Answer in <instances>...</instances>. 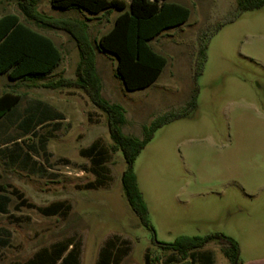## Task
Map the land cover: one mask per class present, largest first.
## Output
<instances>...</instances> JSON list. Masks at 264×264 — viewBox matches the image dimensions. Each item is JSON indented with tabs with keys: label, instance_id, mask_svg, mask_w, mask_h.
<instances>
[{
	"label": "rangeland",
	"instance_id": "374dc122",
	"mask_svg": "<svg viewBox=\"0 0 264 264\" xmlns=\"http://www.w3.org/2000/svg\"><path fill=\"white\" fill-rule=\"evenodd\" d=\"M167 1L188 7L191 16L150 42L167 58V65L152 86L133 92L126 90L117 73V58L97 45L120 12L93 16L81 9H56L51 0H38L37 10L55 19L89 24L102 96L124 108L127 135L142 139L145 127L166 113L184 110L198 89L196 109L159 129L135 160L148 219L159 242L223 233L239 244L238 264H264V7L243 13L212 35L204 71L195 78L205 32L212 33L219 21L228 18L239 0ZM7 14L18 15L50 37L61 49L63 61L53 76L34 86L1 75L0 93L21 94L20 112L41 101L64 119L57 130L51 123L38 131L39 136H47L52 158L45 162L33 152L27 167L0 158V184L13 185L38 206L64 201L71 209L66 216L54 217L34 209L18 211L17 199L11 196L9 213L0 216V264H26L58 244L79 249L80 264H98L102 248L112 239L124 250L120 264H145L147 253L154 264H173V253L156 246L153 233L128 203L122 184L127 163L121 152L110 151L106 185L87 188L97 177L80 151L95 141L109 150L113 146L106 114L81 89L42 87L60 77L75 80L79 61L75 41L63 30H44L27 21L16 1L0 0V17ZM7 133L12 136L7 153L15 155L24 147L15 144L21 132L13 125ZM28 143L39 149L37 139ZM34 162L43 170H33ZM196 252L193 264H204L203 256L210 257L212 264H231L216 241Z\"/></svg>",
	"mask_w": 264,
	"mask_h": 264
},
{
	"label": "trees",
	"instance_id": "16d2710c",
	"mask_svg": "<svg viewBox=\"0 0 264 264\" xmlns=\"http://www.w3.org/2000/svg\"><path fill=\"white\" fill-rule=\"evenodd\" d=\"M27 21L33 22L44 30L58 29L67 32L75 41L79 61L76 66L75 80L60 77L57 80L43 84L47 89L78 88L87 93L93 105L106 114L108 131L113 141L110 150L100 141H95L88 148L80 151L82 157L89 159L91 171L97 177L96 182L87 188L98 189L110 180L106 163L113 153L121 152L127 169L122 176L123 189L132 210L139 216L141 223L153 233L154 243L162 251L173 253V264H193L196 262V251L203 249L212 241L222 246L224 255L231 264H238L240 248L233 238L214 233L205 237L181 236L173 243L159 242L156 232L148 219V206L138 184L134 163L140 153L153 140L156 132L165 125L188 117L197 107L198 89L187 107L179 112H169L155 119L150 126L144 128L143 138L127 135L123 131L126 123L125 110L118 104H113L102 96V85L97 70L96 51L89 35V24L85 21L72 19H55L45 16L37 10L38 0H14ZM52 7L61 10L81 9L93 16L120 12L114 21L112 29L97 40V45L106 53L117 58V73L128 91L144 90L152 86L161 76L167 65V58L157 53L151 41L164 31L185 24L191 10L183 5L167 0H51ZM264 7V0H239L234 12L226 19L217 23L212 33L204 34L196 62L195 78L202 75L207 61L206 50L212 35L225 25L236 21L243 13L259 10ZM63 53L55 42L48 36L36 31L21 21L15 14H7L0 18V76L6 75L10 80L36 84L38 81L51 77L61 65ZM22 95L16 92H6L0 97V121L8 116H15ZM63 114L42 102L28 105L18 122L20 135L27 137L16 138L15 144H22L20 152L8 154V145L0 144V158L20 161L22 167L30 166L33 152L40 153L45 162L52 158L48 151L47 136L40 135L41 128L56 123L60 128ZM37 139L39 152L28 142ZM14 157V158H13ZM33 170L38 168L36 162L31 164ZM11 196L16 197V210L22 208L34 209L46 217L66 216L71 207L67 202H55L42 207L30 202L23 192L11 184H0V216L9 213L12 202ZM5 236L9 232L1 230ZM6 245L8 239L3 238ZM124 250L117 246L115 240H109L102 248L98 264H120ZM80 250L73 244H58L51 249H43L26 264H80ZM204 264H212L210 257L203 256ZM145 264H154L149 254H146Z\"/></svg>",
	"mask_w": 264,
	"mask_h": 264
},
{
	"label": "crops",
	"instance_id": "0c3cea01",
	"mask_svg": "<svg viewBox=\"0 0 264 264\" xmlns=\"http://www.w3.org/2000/svg\"><path fill=\"white\" fill-rule=\"evenodd\" d=\"M1 18V17H0ZM56 44V43H55ZM63 61V60H62ZM62 63V62H61ZM60 67V66H59ZM58 67V68H59ZM56 72V71H55ZM54 72V73H55ZM53 76V75H52ZM44 80V79H43ZM40 81H42V80H40ZM40 81H38L36 84H33V83H30V84H32L33 86L34 85H38V84H41V82ZM24 83H28V82H24ZM47 83V82H46ZM43 84H45V83H42V86H43ZM6 92H13V91H7V90H5V91H3V92H1L0 93V97L4 94V93H6ZM34 102H41V101H34ZM34 102H31V103H34ZM30 103V104H31ZM28 107V106H27ZM26 107V108H27ZM51 107V106H50ZM26 108H24L23 109V111L22 112H20L19 110H16V114H15V116H8V117H6V118H4V119H2L1 121H0V144L1 143H6L7 142V140H9V138H11L12 136H9V134L7 133V130L11 127V126H13V125H15L16 126V128L18 129V122H19V119H20V117H21V115L24 113V111H25V109ZM53 108V107H52ZM55 122H54V127L53 128H55V130H57L58 128H56V126H55ZM57 125V124H56ZM20 137L22 138V140H25V139H27V137H24V136H22V135H20ZM25 138V139H24Z\"/></svg>",
	"mask_w": 264,
	"mask_h": 264
}]
</instances>
